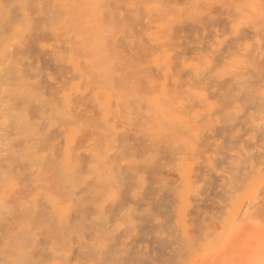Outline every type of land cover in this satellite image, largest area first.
Listing matches in <instances>:
<instances>
[{
    "label": "bare ground",
    "instance_id": "6f19581e",
    "mask_svg": "<svg viewBox=\"0 0 264 264\" xmlns=\"http://www.w3.org/2000/svg\"><path fill=\"white\" fill-rule=\"evenodd\" d=\"M0 264H264V0H0Z\"/></svg>",
    "mask_w": 264,
    "mask_h": 264
},
{
    "label": "rangeland",
    "instance_id": "374dc122",
    "mask_svg": "<svg viewBox=\"0 0 264 264\" xmlns=\"http://www.w3.org/2000/svg\"><path fill=\"white\" fill-rule=\"evenodd\" d=\"M51 78H52V77H51ZM51 81H53V82H55V81H56V82H57V80H56V79H54V78H52V79H51Z\"/></svg>",
    "mask_w": 264,
    "mask_h": 264
}]
</instances>
